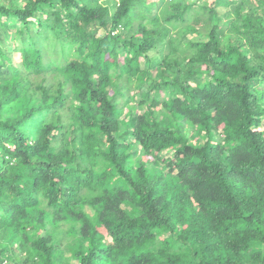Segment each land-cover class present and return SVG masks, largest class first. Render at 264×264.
<instances>
[{
    "label": "clouds",
    "instance_id": "1",
    "mask_svg": "<svg viewBox=\"0 0 264 264\" xmlns=\"http://www.w3.org/2000/svg\"><path fill=\"white\" fill-rule=\"evenodd\" d=\"M0 264H264V0H0Z\"/></svg>",
    "mask_w": 264,
    "mask_h": 264
}]
</instances>
